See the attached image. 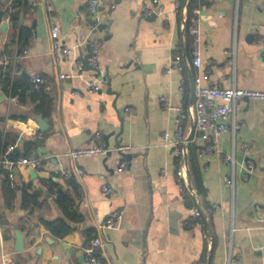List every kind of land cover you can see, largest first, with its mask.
Returning a JSON list of instances; mask_svg holds the SVG:
<instances>
[{
  "label": "crops",
  "instance_id": "1",
  "mask_svg": "<svg viewBox=\"0 0 264 264\" xmlns=\"http://www.w3.org/2000/svg\"><path fill=\"white\" fill-rule=\"evenodd\" d=\"M10 1L0 0V7ZM90 1L26 0L22 7L20 25L27 36L24 45L15 42L8 48L11 75L27 84L41 77L53 104L48 117L42 118L47 129L41 132L32 93L27 92L20 104L0 88V131L18 136L17 143L8 146L12 149L7 147L1 154L3 159L9 160L12 151L21 152L25 139H42L35 150L42 159L39 170L0 163V251L16 264H85L84 248L91 238L99 237L103 245L96 256L104 264H189L193 260L224 264L229 254L233 264H264V102H239L234 114L239 128L224 133L218 142L219 150L233 153L236 161L233 188L223 182L231 173L228 167L198 156V193L188 159L181 164L172 148L163 146L162 133L174 128L175 114L165 111L159 101L165 97L170 104L187 108L195 74L205 78V84L264 91V41L260 42L264 0H205L199 9L217 25L202 26L198 69L190 64L189 22L171 0H97L96 26L88 10ZM182 3L189 19V0ZM52 20L59 27L56 41L50 36ZM4 24L0 59L12 31L8 19L0 27ZM92 39L101 43L98 71L88 66L77 71L84 48L69 58L54 56L55 43L74 48ZM175 53L185 65L181 71L166 73ZM66 74L70 77L60 78ZM92 82L97 87L89 92ZM94 144L111 151L75 160L67 156L72 149ZM118 144L135 148L132 158L124 159V169L119 165L123 159L114 151ZM247 161L254 164L250 173L242 169ZM182 165L188 183L184 191L176 173ZM75 168L84 173L73 176L79 185L76 193L63 177ZM47 180L74 198L82 216L79 222L65 217ZM23 185L41 192L40 205L32 211L21 205ZM103 185L111 187L109 195L102 194ZM209 204L215 205L213 217L192 216V208ZM115 211L121 215L107 227ZM56 220L71 228L62 239L43 225ZM16 230L23 237L21 251L15 249Z\"/></svg>",
  "mask_w": 264,
  "mask_h": 264
},
{
  "label": "built area",
  "instance_id": "2",
  "mask_svg": "<svg viewBox=\"0 0 264 264\" xmlns=\"http://www.w3.org/2000/svg\"><path fill=\"white\" fill-rule=\"evenodd\" d=\"M175 10L182 11L183 20L186 22V13L182 0H171ZM113 7V6H112ZM11 10H16L12 8ZM88 10L91 17L94 20V26L97 25V21L100 18L99 2L97 0H91L88 4ZM190 24L187 28V32L192 40L191 47V67L198 69L201 67V43L203 39L202 26L207 24L211 29L216 27V20L202 13L199 8L193 12V17L189 20ZM50 36L53 40L59 38V27L55 21H51L50 24ZM264 41V38L260 39V42ZM101 47V43L97 40H87L83 43H79L76 47L71 48L68 46H61L57 43L53 46V53L57 60L69 58L75 56V50L85 49L84 56L76 62L77 71H82L85 66L98 71V53ZM23 55L26 51L23 50ZM262 58L264 59V50L262 52ZM234 59V53L229 55ZM20 57V54L17 56ZM10 63L7 56H3L0 59V68L5 70ZM184 61L181 55L175 53L169 64L166 67V73H170L173 70L181 71L184 67ZM69 75H61V79L69 78ZM205 78L195 74L192 78V102L187 108L179 105H172L166 101L165 97H160L159 101L163 104L164 110L175 114L174 128L172 130H166L162 133V142L164 147H171L174 155L180 159V162H184V158L188 156V149L191 144H197L200 149L198 156L201 159H216L223 165L228 167L231 173L224 177L223 182L227 187L233 188L234 185V171L236 161L233 153H223L218 148V142L221 136L232 131L233 133L239 128L238 123L234 119L236 107L239 102L243 100H259L264 102V91L249 90L244 88L233 87H221L217 85H211L210 83H203ZM183 83V81H181ZM32 89H38L43 85V80L39 76H35L31 80ZM88 91L93 92L96 89L95 82L89 83ZM182 91V88L179 89ZM11 100L14 99L10 97ZM131 112V111H130ZM40 133H36L34 138H38ZM96 136H99L97 134ZM8 147V150H11ZM111 150L102 147L98 144H94L89 147H82L72 149L67 153V156L75 160L80 157L89 156H106ZM117 154H131L135 151V148L131 145L119 144L114 148ZM0 163L7 165L8 167H28L34 171L40 169L42 159L33 152L27 157L19 158L15 161L3 159L0 154ZM121 168H126L127 163L123 159L120 162ZM185 166L177 168V180L181 186V190H187L188 183L185 176ZM242 169L246 173H250L254 169V164L251 161H247ZM84 173L81 169L75 168L71 173H64L63 177L69 179L73 176L80 178ZM103 195H109L112 192L111 187L103 185L101 188ZM192 192V191H191ZM215 211V205L209 204L204 207H195L191 209V214L196 219L208 220L213 217ZM121 215L120 211H115L106 223L107 227L114 226ZM103 245L102 239L99 237L92 238L88 245L84 248L85 264H104L103 261L96 256V250ZM233 259L229 254L224 264H233ZM0 264H16L9 254L5 251H0ZM189 264H204L197 260L191 261Z\"/></svg>",
  "mask_w": 264,
  "mask_h": 264
},
{
  "label": "trees",
  "instance_id": "3",
  "mask_svg": "<svg viewBox=\"0 0 264 264\" xmlns=\"http://www.w3.org/2000/svg\"><path fill=\"white\" fill-rule=\"evenodd\" d=\"M205 0H189L188 3V22L190 24V19L193 17V12L195 9L200 8L204 4ZM26 0H12L10 4L6 7H0V24L3 20L8 19L11 25V35L9 36V42L5 46L3 55L8 56L9 46L15 42L21 43V46L24 45V37L27 36L25 33L26 30L21 27L20 21L22 17V7H26ZM16 8V10H11ZM189 24L186 26L188 28ZM191 39V37H190ZM190 47H192V40H190ZM0 88L3 93L14 97L17 101L22 104L25 100L27 92L32 93V101L36 104L33 109L35 116H40L41 118L48 117L53 104V99L49 96L48 93H45L43 86H40L38 89H32L31 84L24 83L17 79V77L11 75V67L8 65L5 67V70H1V81ZM12 119L26 120V117H16L11 116ZM18 136L17 134L7 133L0 131V154H4L6 148L10 145H15L17 143ZM37 148V141L33 139H25L22 144L21 152L12 151L8 156L10 161H15L22 157H27ZM200 147L197 144H191L188 149V165L193 177L194 185L198 191L201 192V189L198 185V171H197V160ZM45 183L48 184V189L51 194H55L56 202L59 208L62 210L63 214L67 219L73 222H79L82 216L77 211V203L74 198L71 197L68 191L62 189L60 185L53 182L52 180H47ZM66 185L69 186L75 193L78 190V183L76 178L71 177L66 182ZM41 192L32 190L30 185H23L21 191V205L25 210L32 211L34 208L40 205ZM185 200H189L187 194L184 195ZM44 227L57 238H64L71 232V228L63 221L56 220L50 222H43ZM92 239V238H91ZM90 239V240H91ZM89 240V241H90Z\"/></svg>",
  "mask_w": 264,
  "mask_h": 264
},
{
  "label": "water",
  "instance_id": "4",
  "mask_svg": "<svg viewBox=\"0 0 264 264\" xmlns=\"http://www.w3.org/2000/svg\"><path fill=\"white\" fill-rule=\"evenodd\" d=\"M5 27H6L5 24L2 25L0 27V31H4ZM86 68H88V67H86ZM37 121H38L40 131L44 132L47 129V125L45 124L44 120L41 117H37ZM41 142H42V139L37 140V144H40ZM105 148H107V147H105ZM119 155L122 159H126V160H130L133 156L132 154H119ZM184 159H185V161H187V157H185ZM189 188H190V186H189ZM15 237H16L15 249H16V251H21L22 247H23V237L19 233V231H17V230L15 232Z\"/></svg>",
  "mask_w": 264,
  "mask_h": 264
}]
</instances>
